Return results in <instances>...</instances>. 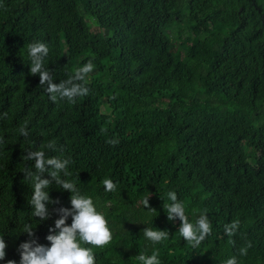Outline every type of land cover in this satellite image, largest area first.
I'll use <instances>...</instances> for the list:
<instances>
[{"label":"trees","instance_id":"1","mask_svg":"<svg viewBox=\"0 0 264 264\" xmlns=\"http://www.w3.org/2000/svg\"><path fill=\"white\" fill-rule=\"evenodd\" d=\"M0 264H264V0H0Z\"/></svg>","mask_w":264,"mask_h":264},{"label":"rangeland","instance_id":"2","mask_svg":"<svg viewBox=\"0 0 264 264\" xmlns=\"http://www.w3.org/2000/svg\"><path fill=\"white\" fill-rule=\"evenodd\" d=\"M86 17L89 18L90 23H91V26H92V29L94 31H98L99 30V26L96 24L95 20L93 18L89 17V16H86ZM169 35H171L173 37H176L177 36V34L175 33V30L170 31L169 32ZM179 44H180V40L176 39L175 45L176 46H179Z\"/></svg>","mask_w":264,"mask_h":264},{"label":"flooded vegetation","instance_id":"3","mask_svg":"<svg viewBox=\"0 0 264 264\" xmlns=\"http://www.w3.org/2000/svg\"><path fill=\"white\" fill-rule=\"evenodd\" d=\"M239 10V12H242V11H244V9H245V7L243 6V5H241V6H239V8H238Z\"/></svg>","mask_w":264,"mask_h":264}]
</instances>
